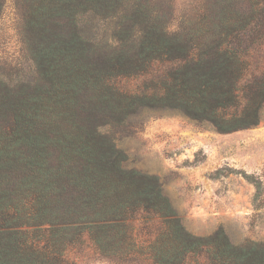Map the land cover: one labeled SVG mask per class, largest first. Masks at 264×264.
<instances>
[{
    "label": "trees",
    "instance_id": "16d2710c",
    "mask_svg": "<svg viewBox=\"0 0 264 264\" xmlns=\"http://www.w3.org/2000/svg\"><path fill=\"white\" fill-rule=\"evenodd\" d=\"M252 4L264 14V0ZM16 5L36 76L15 86L0 80V264H69L83 240L121 264H264V243L238 247L222 230L206 240L186 232L157 179L127 169L124 153L100 132L140 108L176 110L220 132L255 125L264 73L246 81L241 44L251 27H263L256 6L248 15L207 17L217 45L195 59L191 32H169L129 0ZM114 19L116 47L101 48L96 26ZM164 61L179 65L157 90L127 94L111 84Z\"/></svg>",
    "mask_w": 264,
    "mask_h": 264
},
{
    "label": "rangeland",
    "instance_id": "374dc122",
    "mask_svg": "<svg viewBox=\"0 0 264 264\" xmlns=\"http://www.w3.org/2000/svg\"><path fill=\"white\" fill-rule=\"evenodd\" d=\"M261 1L129 0V5H143L164 21L171 33L191 32L192 53L198 59L204 53L211 54L217 45L207 17L230 10L248 15L255 5L252 3ZM255 6L259 13L255 17L260 20L264 17L262 7ZM117 23L114 19L97 24L95 41L101 48L116 47L111 39ZM25 35L22 10L16 0H4L0 80L11 86L32 82L36 76ZM138 40L135 33L129 43L133 50ZM243 42L246 81L258 79L264 73V24L251 27ZM178 65L173 61L155 62L145 75L114 78L111 84L127 94L157 90L161 77ZM100 132L124 153L127 169L157 179L186 232L206 240L222 230L238 247L264 243V104L255 125L229 132H220L212 124L190 119L179 111L160 108H140L120 123L102 126ZM135 229L137 237L144 236L143 226L136 224ZM72 248L67 254L69 264H121L99 257L86 240Z\"/></svg>",
    "mask_w": 264,
    "mask_h": 264
}]
</instances>
